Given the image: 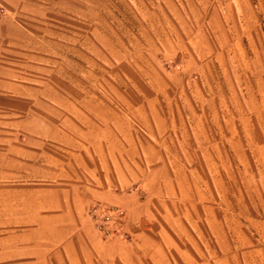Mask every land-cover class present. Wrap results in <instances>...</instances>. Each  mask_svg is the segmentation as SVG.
Segmentation results:
<instances>
[{"label": "crops", "instance_id": "obj_1", "mask_svg": "<svg viewBox=\"0 0 264 264\" xmlns=\"http://www.w3.org/2000/svg\"><path fill=\"white\" fill-rule=\"evenodd\" d=\"M171 10L170 0H0V186L8 196L39 186V222L25 232L35 237L20 243L29 264H81L82 244L113 264L145 240L153 206L182 192L172 171L183 168L165 150L175 133L153 129ZM93 206L120 213L128 240L104 241Z\"/></svg>", "mask_w": 264, "mask_h": 264}, {"label": "rangeland", "instance_id": "obj_2", "mask_svg": "<svg viewBox=\"0 0 264 264\" xmlns=\"http://www.w3.org/2000/svg\"><path fill=\"white\" fill-rule=\"evenodd\" d=\"M170 5L172 44L155 63L169 88L156 93L153 129L175 133L165 150L183 168L172 173L184 188L153 206L155 217L139 224L145 240L137 238L136 253L113 264H264V0ZM95 98H85L88 109ZM148 150L150 166L159 154ZM3 189L0 264H29L20 243L35 237L25 232L39 222V186L9 196ZM90 215L104 241L128 240L117 211L93 206ZM58 231L63 237L67 227ZM77 254L81 264H99L86 244Z\"/></svg>", "mask_w": 264, "mask_h": 264}]
</instances>
